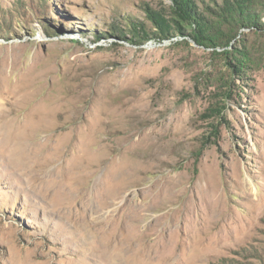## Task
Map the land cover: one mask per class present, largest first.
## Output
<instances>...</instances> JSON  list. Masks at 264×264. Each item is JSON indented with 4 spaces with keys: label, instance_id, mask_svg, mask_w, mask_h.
Masks as SVG:
<instances>
[{
    "label": "rangeland",
    "instance_id": "rangeland-1",
    "mask_svg": "<svg viewBox=\"0 0 264 264\" xmlns=\"http://www.w3.org/2000/svg\"><path fill=\"white\" fill-rule=\"evenodd\" d=\"M193 1L208 19L241 0ZM246 1L259 25L216 48L178 0H0L1 121L27 138L0 129V264H107L105 244L115 264H264V0Z\"/></svg>",
    "mask_w": 264,
    "mask_h": 264
},
{
    "label": "trees",
    "instance_id": "trees-1",
    "mask_svg": "<svg viewBox=\"0 0 264 264\" xmlns=\"http://www.w3.org/2000/svg\"><path fill=\"white\" fill-rule=\"evenodd\" d=\"M183 6L178 5L176 14L183 23V34H190L187 27H193L191 35L198 43H202L209 47H226L230 46V40L241 28L250 26L257 27L259 25L256 15L251 12L254 9L256 1H239L232 5L231 3H224L223 8L216 14H209L201 18L195 13L192 8L193 0H178ZM225 6V7H224ZM161 17V15L159 14ZM179 25V23H178ZM133 30H138L137 27H132ZM159 32L164 34L163 27H158ZM140 33L138 32V35ZM224 54L232 53L230 50L227 52H220ZM239 64H243L244 60L241 57H236Z\"/></svg>",
    "mask_w": 264,
    "mask_h": 264
},
{
    "label": "bare ground",
    "instance_id": "bare-ground-1",
    "mask_svg": "<svg viewBox=\"0 0 264 264\" xmlns=\"http://www.w3.org/2000/svg\"><path fill=\"white\" fill-rule=\"evenodd\" d=\"M8 113H10V112H8ZM6 117V115H4V114H2V115H0V129L1 128H4V127H8L9 129H10V132H9V135H10V140H14L15 142H14V147H15V150L18 152V150H17V148L16 147H19L20 145H21V141H22V139H24V140H26L27 138H26V136H25V138H22V137H20L19 136V134H18V130H19V128H20V125H18V123H17V120L18 119H16V118H8V119H6L7 120V123L5 122L6 120H4V121H1L2 119V117ZM75 116H77V115H75ZM16 117V116H15ZM79 118V117H78ZM77 118V119H78ZM79 124H80V122H79ZM76 126V125H75ZM78 127V126H77ZM76 128V127H75ZM33 130V129H32ZM31 130V131H32ZM76 130V129H75ZM32 133V132H31ZM3 134V133H2ZM33 135V134H32ZM35 135V134H34ZM34 137V136H33ZM36 137V136H35ZM96 137V136H95ZM31 139V138H30ZM34 141V140H33ZM35 142V141H34ZM26 143V142H25ZM24 143V144H25ZM22 144H23V142H22ZM13 145V144H12ZM26 146H27V143L25 144ZM25 145H24V147H25ZM31 145V144H30ZM36 145V144H35ZM43 145V144H42ZM34 146V145H33ZM76 146V145H75ZM12 147V146H11ZM28 147V146H27ZM20 148H22V145L20 146ZM29 148H31V147H29ZM76 148V147H75ZM75 148H73V149H75ZM32 149V148H31ZM36 150V149H35ZM67 150V149H66ZM26 151H27V149H26ZM25 151V152H26ZM31 151V150H30ZM67 152H69V150L67 151ZM72 152V151H71ZM81 152H83V151H81ZM19 153V152H18ZM85 153V152H84ZM21 154V153H20ZM62 154V153H61ZM69 154H70V152H69ZM68 154V155H69ZM74 154H76V155H79L78 154V152L77 151H75L74 152ZM74 154H73V156H74ZM71 155V154H70ZM70 157V156H69ZM77 157H79V156H77ZM75 158V157H74ZM79 158H81V157H79ZM82 159V158H81ZM75 168H78L77 166L75 167ZM66 174H68L67 172H66ZM93 173L92 172H89L88 174H86V176H87V178L88 177H90V175H92ZM82 176H84L83 174H81ZM59 179L60 180H62V181H65V180H67V178H66V175L65 174H62V175H60V177H59ZM43 182H45V184H47V187H48V189H49V192L50 193H54V191H55V189L53 188V187H51V186H48V184H49V179H44L43 180ZM60 186H62V182H61V185ZM66 193H67V191H65ZM65 203V202H64ZM63 205V204H62ZM64 206V205H63ZM104 248H105V253H106V256L108 257V261H107V264H115V262H116V258H118V260L120 259V256H121V253H120V250H118L115 246H112V245H107V244H105L104 245ZM123 253V252H122ZM120 255V256H119ZM118 256V257H117ZM107 259V258H106Z\"/></svg>",
    "mask_w": 264,
    "mask_h": 264
}]
</instances>
